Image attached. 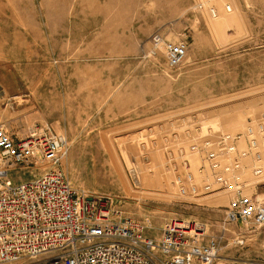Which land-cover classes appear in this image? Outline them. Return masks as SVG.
I'll list each match as a JSON object with an SVG mask.
<instances>
[{"label": "rangeland", "instance_id": "obj_1", "mask_svg": "<svg viewBox=\"0 0 264 264\" xmlns=\"http://www.w3.org/2000/svg\"><path fill=\"white\" fill-rule=\"evenodd\" d=\"M165 42L186 44L180 64L168 65ZM262 116L264 0H0V121L18 136L44 124L64 136L57 168L70 184L146 225L147 236L170 218L221 233L227 197L179 194L174 167L187 159L196 171L203 157L192 144ZM258 194L264 201V183ZM250 234L257 244L242 258L253 263L264 227Z\"/></svg>", "mask_w": 264, "mask_h": 264}, {"label": "built area", "instance_id": "obj_2", "mask_svg": "<svg viewBox=\"0 0 264 264\" xmlns=\"http://www.w3.org/2000/svg\"><path fill=\"white\" fill-rule=\"evenodd\" d=\"M225 8L230 11V5ZM209 11L215 16L214 8ZM164 51L175 66L187 46L165 42ZM67 149L66 138L47 124L18 136L0 121V264H213L229 224L238 221L246 232L264 226L258 194L264 183V117L216 142L192 144L187 150L203 157L196 171L187 159L174 167L179 194L227 197L219 235L205 234L204 225L191 219L170 218L158 238L147 236L146 225L70 184L57 168ZM39 162L44 167L38 174L12 179L13 168L28 170ZM232 240L240 245L244 237Z\"/></svg>", "mask_w": 264, "mask_h": 264}, {"label": "crops", "instance_id": "obj_3", "mask_svg": "<svg viewBox=\"0 0 264 264\" xmlns=\"http://www.w3.org/2000/svg\"><path fill=\"white\" fill-rule=\"evenodd\" d=\"M231 224L228 225L229 228L227 229V231H224V237L227 236L228 232H230L233 228L232 232L233 233L235 232V235L237 234L241 235L242 237H244V240L242 244L238 245V244H235V242H233V240L231 239V241L229 242L230 245H227V247L231 248V250H228V251L225 250L226 245L222 246L218 254L217 264H264V253H262L261 255L259 253H256L255 255L257 257H261V259L253 263L248 262L244 258H242L245 255L244 249L247 247V245L253 244V243L257 244V242H254V240H250V241L247 240L248 238L246 237L255 235V234H250V233L253 231H257L260 228H263L264 226H261L260 228L255 229L253 231L246 232V231H243L242 227L237 226V224H235V226L239 228H234L232 227L233 225L231 226ZM262 247H264V245H262Z\"/></svg>", "mask_w": 264, "mask_h": 264}, {"label": "bare ground", "instance_id": "obj_4", "mask_svg": "<svg viewBox=\"0 0 264 264\" xmlns=\"http://www.w3.org/2000/svg\"><path fill=\"white\" fill-rule=\"evenodd\" d=\"M231 8V7H230ZM231 10V9H230ZM264 116H262L261 118H263ZM261 118H259V119H261ZM258 120V119H257Z\"/></svg>", "mask_w": 264, "mask_h": 264}]
</instances>
